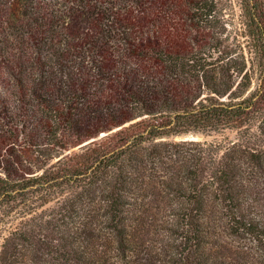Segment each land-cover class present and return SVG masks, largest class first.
I'll return each mask as SVG.
<instances>
[{
	"label": "trees",
	"instance_id": "16d2710c",
	"mask_svg": "<svg viewBox=\"0 0 264 264\" xmlns=\"http://www.w3.org/2000/svg\"><path fill=\"white\" fill-rule=\"evenodd\" d=\"M0 264H264V0H0Z\"/></svg>",
	"mask_w": 264,
	"mask_h": 264
},
{
	"label": "rangeland",
	"instance_id": "374dc122",
	"mask_svg": "<svg viewBox=\"0 0 264 264\" xmlns=\"http://www.w3.org/2000/svg\"><path fill=\"white\" fill-rule=\"evenodd\" d=\"M240 12V8L239 6L236 7V11H233V9L231 10V13H234V15H237ZM237 135V131L236 130H230V129H226V130H222L219 132H211V133H202V132H198V133H190L185 135L184 137L182 136V138H193V139H200V140H227V139H231L232 141L234 140V138ZM16 222H14L15 225ZM14 225L12 227H14ZM11 227V228H12Z\"/></svg>",
	"mask_w": 264,
	"mask_h": 264
}]
</instances>
